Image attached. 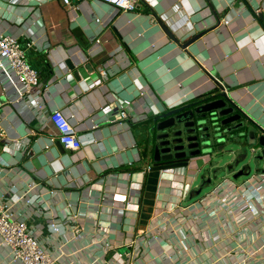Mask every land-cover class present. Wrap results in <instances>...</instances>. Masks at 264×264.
<instances>
[{
	"label": "crops",
	"instance_id": "crops-1",
	"mask_svg": "<svg viewBox=\"0 0 264 264\" xmlns=\"http://www.w3.org/2000/svg\"><path fill=\"white\" fill-rule=\"evenodd\" d=\"M71 2L78 9L62 0H0V38L21 41L45 107L17 101L15 79L0 85V202L57 264H264V211L247 226L245 261L237 227L201 220L195 203L203 196L190 173L203 160L173 173H146L140 163L154 117L211 91L208 72L264 129V0H143L126 13L99 0ZM121 107L129 119L121 120ZM54 110L95 144L46 148L57 135ZM74 216L82 239L65 229ZM140 236L142 253L129 257ZM0 264L18 263L0 246Z\"/></svg>",
	"mask_w": 264,
	"mask_h": 264
},
{
	"label": "built area",
	"instance_id": "built-area-1",
	"mask_svg": "<svg viewBox=\"0 0 264 264\" xmlns=\"http://www.w3.org/2000/svg\"><path fill=\"white\" fill-rule=\"evenodd\" d=\"M77 1L82 2V0ZM99 1L110 5L118 13L136 12L143 4V0ZM62 2L70 9H78L73 6L71 0H62ZM224 24L228 25L229 22L225 21ZM108 66L105 64L100 69L102 76H108ZM0 74L2 77L4 76L3 80H0V85L7 84L13 79L16 80L17 101L25 103L32 109L43 110L45 108L41 97L40 73L28 62L26 50L21 41L11 35L0 38ZM44 111L46 112V109ZM119 117L121 120H126L130 116L125 108L121 107ZM48 118L56 129L57 135L51 139L46 148L57 141L66 151L76 152L85 145L95 144L96 141L85 139L84 136L80 135L78 128L61 110L50 112ZM2 122L3 113L0 109V139L4 140L5 132L1 127ZM257 180L252 178L243 183L224 181L195 203L203 209L200 218L205 223L206 220L216 222L218 225L221 223L220 227L229 231V225L226 223L228 219L233 226L237 227L234 235L240 239V242L236 249L243 261L246 259L244 254L248 251L246 239L251 237V231L247 226L264 211V188L257 184L259 181L264 182V176L259 181ZM76 218L75 216L70 217L64 223L65 229L70 231L72 240L84 237L80 226L74 223ZM167 223L168 221L164 225L166 231ZM55 226H52L53 229L58 231ZM144 240L143 236L135 239L130 246L129 257L138 258L140 256L142 253L141 242ZM0 246L6 247L10 251L11 260L14 263L57 264V259L40 243L37 235L31 231L27 223L17 220L12 212V206L3 202H0Z\"/></svg>",
	"mask_w": 264,
	"mask_h": 264
},
{
	"label": "water",
	"instance_id": "water-1",
	"mask_svg": "<svg viewBox=\"0 0 264 264\" xmlns=\"http://www.w3.org/2000/svg\"><path fill=\"white\" fill-rule=\"evenodd\" d=\"M83 1L85 0H82V2ZM259 18L260 20H263V15L258 16V19ZM196 41L197 39L189 41V43H187L184 48H188L189 46L196 43ZM208 74L215 86L208 93L201 95L200 97H196L195 101L205 99L206 101L212 102L198 108L197 112L204 111L211 116L218 114L220 118H225L222 121V125L228 126V129L226 130L228 136L223 142V145L219 148L211 147V144L206 142L201 145L202 149L192 151L188 154L183 152L175 154V159L178 160L177 165H172V163H168L167 165L160 164L161 160H167L165 157L162 159L160 157L161 154L165 153L163 150L158 152L156 149L153 154V132L164 131L173 128L177 124H184L187 120V115L189 114L188 110L192 107H195L197 105V103H195L188 105L186 104L176 111L161 113L154 117L152 121L153 126L150 129L148 128L146 134L144 148L140 151V163H144L142 169L145 170L146 173H173L178 170H189L191 166L195 164V161L199 159L203 160L204 165L199 167L198 170L190 173L192 184L196 182L199 184L196 191V197H200L207 188L213 186V182L220 174H224L225 177L217 185L227 180L236 183H243L254 177L259 178V176H257L259 173L264 176V170L255 171L254 167H256L258 164H252V154H256L262 150L263 154L259 157H256L255 160L264 164V129L252 124V117H250L246 113L245 109L235 101L233 96L230 94L229 87L225 85L223 81L224 79L221 80L219 78L217 72H208ZM226 90H228V92H226ZM249 123H251L253 127H248ZM185 126L187 127V124H185ZM206 129L207 128H205V130ZM237 131L239 133L234 135L233 133ZM194 140H196V137L188 138L185 141L189 143ZM183 141L184 140H181V142ZM193 148H198V145L195 144L194 146H182L176 148V150H191ZM215 159V163L217 164H212ZM252 172H256L255 175L252 176ZM243 177L246 179L240 182L239 179ZM217 185H215L213 189Z\"/></svg>",
	"mask_w": 264,
	"mask_h": 264
},
{
	"label": "flooded vegetation",
	"instance_id": "flooded-vegetation-1",
	"mask_svg": "<svg viewBox=\"0 0 264 264\" xmlns=\"http://www.w3.org/2000/svg\"><path fill=\"white\" fill-rule=\"evenodd\" d=\"M204 101V102H203ZM212 101H206L205 99L199 101H193L190 104L197 105L188 110L187 120L184 124L176 125L171 129H167L164 131H154L153 139V149L152 152L157 149L158 152L161 150L165 151L164 154H161V159L163 157L167 158L166 161L161 160L160 164H168L172 163V165H177V161L175 159V154L178 153H190L195 150L202 149V144L209 142L211 147H221L223 142L227 138L226 130L228 126H223L222 121L225 118H220L218 114L210 115L204 111L197 112V109L210 103ZM180 108L174 109L172 111H176ZM171 111V112H172ZM187 124V127L185 126ZM236 125V124H234ZM248 127H253L251 123H249ZM205 128H207L205 130ZM239 132L233 133L237 135ZM166 136V138H165ZM196 137V140L187 143L185 140L188 138ZM181 140H184L181 142ZM198 145V148H193L191 150L184 149L181 151H177L176 148L187 146V145ZM159 157V156H158ZM239 171V170H237ZM236 171V172H237Z\"/></svg>",
	"mask_w": 264,
	"mask_h": 264
},
{
	"label": "rangeland",
	"instance_id": "rangeland-1",
	"mask_svg": "<svg viewBox=\"0 0 264 264\" xmlns=\"http://www.w3.org/2000/svg\"><path fill=\"white\" fill-rule=\"evenodd\" d=\"M252 148H253V147H252ZM254 148H257V147H254ZM262 154H263V150L260 151V152H257L256 154H252V164H258L256 167H254L255 171H256V170H264V164L261 163L260 161H256V160H255L256 157H259V156H261ZM215 162H216V159L213 161L212 164H217V163H215ZM255 173H256V172H252V176L255 175ZM224 177H225L224 174H220V175L217 177V179L213 182V186H211L210 188H207V189L203 192V194H202L201 196H204V195H206L207 193H209V192L212 190V188H213L215 185H217V184H218V183H219ZM245 179H246V178L243 177V178H240L239 181L242 182V181H244ZM197 183H198V182H197ZM189 204H190V202H189Z\"/></svg>",
	"mask_w": 264,
	"mask_h": 264
}]
</instances>
